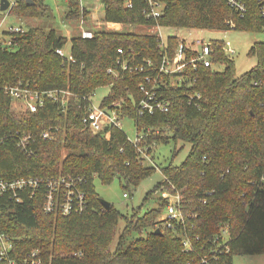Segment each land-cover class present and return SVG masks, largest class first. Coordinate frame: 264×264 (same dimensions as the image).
<instances>
[{
	"label": "trees",
	"instance_id": "16d2710c",
	"mask_svg": "<svg viewBox=\"0 0 264 264\" xmlns=\"http://www.w3.org/2000/svg\"><path fill=\"white\" fill-rule=\"evenodd\" d=\"M32 1V6L21 1L9 15L39 18L49 13L42 0ZM153 1L164 6L162 15L146 21L145 0H131V9L126 8V0H100L104 22L262 32L263 20L256 0H242L246 6L242 18L225 0ZM65 2L66 20L76 21L81 16L85 19L87 12L80 10L79 0ZM11 39V47L0 46L1 86L22 82L42 91L69 90L78 95H91L108 87L102 105L123 100L122 113L133 120L140 139L134 145L115 127L109 129L108 135L83 130V101L71 100L61 108L46 99L36 113L20 115L11 109L10 99L0 94L2 136L16 130L37 135L50 127L57 128L53 141L38 140L37 153L31 158L5 139L0 144V178L79 176L85 180L82 189L87 204L81 214L47 215L42 210L41 189L33 198L1 206L0 228L12 240L10 259L22 264L27 254L38 251L41 264H199L204 255L211 264H232L234 256L264 254V189L258 185L264 176V42L254 43L248 51L256 65L237 75L232 55L223 51L225 42L210 40L211 67L199 66L196 71L190 68L188 87L184 83L182 87L170 85L166 79L161 95L170 101L168 111L138 118L135 105L143 96L137 88L142 75L120 80L107 74L109 68L119 70L117 49L133 50L137 65L149 59L159 66L163 56H174L180 42L177 37L167 38V48L161 50L151 35L95 31L90 40L78 35L71 39L74 62L63 61L56 54L68 40L55 30L32 27ZM187 55L194 53L187 51ZM219 65L224 67L222 71L215 69ZM173 81L176 83V78ZM197 93L201 98L195 101L196 107L195 102L188 103V96ZM178 142L190 146L180 166H142L144 157L139 149L153 156L158 146L172 143L173 159L179 152ZM61 148L66 151L62 161ZM154 168H160L164 178L155 190L164 186L170 194L179 195L177 208L182 221L157 218L167 203L161 213L152 209L142 215L134 211L131 216L112 206L102 207L95 179L107 186L117 178L128 189L136 187ZM121 220L124 225L118 231ZM157 228L160 234H154ZM147 229L151 231L142 236ZM133 234L138 237L131 239ZM76 252L80 255L73 257ZM211 256L217 260H211Z\"/></svg>",
	"mask_w": 264,
	"mask_h": 264
},
{
	"label": "built area",
	"instance_id": "2783aa9c",
	"mask_svg": "<svg viewBox=\"0 0 264 264\" xmlns=\"http://www.w3.org/2000/svg\"><path fill=\"white\" fill-rule=\"evenodd\" d=\"M8 2V8L4 12L9 15V12L17 7L21 1L24 0H6ZM100 1V0H99ZM227 5L236 12L241 18L246 13V6L242 0H225ZM260 17L263 20L262 32L264 33V0H256ZM81 6H83V0H79ZM147 8L143 10V15L146 21L158 19L163 12L164 6L157 1L145 0ZM126 8L131 9V0H126ZM2 13V12H1ZM80 26V37L85 40L93 38L95 31L91 29H84ZM3 24V19L0 22V26ZM107 25L115 26L120 24L107 23ZM233 29V24H230ZM142 27L148 28L150 31H154L156 41L159 43V48L165 50L167 48L166 40H163L160 33L161 27L159 25H144ZM25 30L20 26L8 27L6 35L8 40L6 42L0 40L1 48H7L12 46L11 36L14 34L23 33ZM210 41L203 39H197L191 43H186L185 40H180L175 54L172 58L167 55L163 56L161 62L158 65L153 64L151 60H143L141 64H136V57L133 50L127 52L122 48L117 49L116 66L119 70L109 68L107 74L114 76L116 79L123 80L127 76L135 74L142 75V81L137 85L138 90L143 94L141 100L135 105L136 114L138 118L144 115H153L156 112L166 113L170 106V101L161 95V92L167 86L166 79H169L170 85H176L182 87L184 83L187 87L191 86V80L189 78L188 70L191 68L196 71L199 66L209 68L211 67L210 56ZM187 51L193 52L194 56L189 57ZM223 51L230 55H234L235 51L231 48L230 43L226 42L223 46ZM56 54L63 59V61H72L71 55H65L63 49H57ZM173 78H176L174 83ZM169 85V86H170ZM254 85H258L255 83ZM0 94L10 99V106L17 111V114L25 115L28 113L34 114L40 108L44 106L45 100H50L56 103L58 106L66 107L69 101H83L86 103L85 112L80 118V124L83 130L88 131L92 135H108L109 129L115 127L123 131L122 121L128 120L133 123L132 119L125 116L122 113L124 101L119 100L107 105H102V102L98 106H94L92 103V96L94 95H78L70 92L69 90H48L42 91L37 88H32L29 84L18 82L15 85L3 84L0 85ZM200 94H194L188 96V103L200 100ZM13 103L17 104L20 108H16ZM197 107V103L194 104ZM264 108V102L261 103ZM65 112V110L63 109ZM134 126V124H133ZM135 129V127H134ZM57 128L50 127L48 130L42 131L39 134L26 132L22 130H16L15 132L2 136L0 134V144L5 139H10L16 149L22 153L26 158L34 157L37 153L35 146L39 141H53L56 137ZM124 132V131H123ZM134 140H129L135 145L139 142L140 136L136 132ZM142 137V136H141ZM85 183L84 178L79 176H56L42 178H15V179H1L0 178V214L1 206H8L9 203H21L24 199L33 198L38 195L40 190L43 191V204L42 210L45 214L70 216L83 213L86 208L85 192L82 189V185ZM259 186L264 189V176L258 182ZM127 194H123L124 198H127ZM178 198L169 203L166 206L167 216L165 219H174L182 221L180 212L178 211ZM225 235V233H223ZM184 246L188 247V243H184ZM12 250V240L8 235L0 228V262L1 264H18L14 260L10 259ZM80 253L76 252L73 257L79 256ZM211 260H217V257H210ZM22 264H41L38 251H32L27 254ZM199 264H211L208 256L204 255Z\"/></svg>",
	"mask_w": 264,
	"mask_h": 264
},
{
	"label": "rangeland",
	"instance_id": "374dc122",
	"mask_svg": "<svg viewBox=\"0 0 264 264\" xmlns=\"http://www.w3.org/2000/svg\"><path fill=\"white\" fill-rule=\"evenodd\" d=\"M49 7V13L46 16L39 18H16L0 12V22L3 19V24L0 26V40L6 42L8 35H6L8 27L20 26L23 30H27L32 27H40L44 30H55V32L65 37L68 43L64 47V54L67 56L71 50V39L80 34L81 21L84 29H91L94 31H117L125 34H143L153 35L154 31H150L148 28L142 26H128V25H107L104 22V5L99 0H83V6H80V10L87 12L85 19L81 16L79 20L68 21L65 19L66 2L65 0H42ZM161 27V26H160ZM163 40L169 37H177L179 40H185L186 43H191L197 39H203L205 41H222L228 42L231 48L235 51L231 59L234 61L235 71L237 75H241L256 65V59L253 56H248V51L254 43L264 42L263 32H246V31H206L197 29H185V28H173V27H161L160 31ZM223 66H216L218 71L223 70ZM109 88H99L94 92L92 96V103L94 106H98L102 99L108 94ZM13 105L19 110V106L15 103ZM11 109L17 113L12 107ZM123 131L130 140H134L136 137L133 123L128 120L122 121ZM173 144L160 145L153 152V156H148L139 149L144 159L142 162L143 167H155L154 164L166 165L172 164V166H180L181 163L187 157L190 146L178 142L176 144V150L179 151L177 155L172 159L171 152L173 150ZM183 147V148H182ZM182 148V149H181ZM66 151L61 148L59 160L65 159ZM147 156V158H145ZM152 157V159H151ZM241 177V174H238ZM164 182V178L161 174L160 168H154L152 173L139 182L136 187L130 186L128 189H124L116 178L110 185H102L98 179L94 180L95 192L100 199L111 204L113 208L119 211L123 215L131 216L134 211H138L140 215L145 212L157 209L160 212L161 207L164 204L173 203L179 195L177 193L170 194L164 186H157ZM165 188V190H164ZM172 189V188H171ZM151 193V194H150ZM123 194H127V198L123 197ZM148 198L146 199V197ZM206 202H203L205 204ZM247 206V205H246ZM246 206L244 212L246 211ZM241 210V212H243ZM167 216L165 210L157 218L164 220ZM124 221H119L118 231L122 229ZM163 225L160 224V227ZM150 229L143 231L142 236L150 232ZM226 236V235H225ZM138 237L133 234L131 239ZM228 237V236H227ZM117 238L113 239L111 249L115 248ZM232 264H264V254L254 256H234Z\"/></svg>",
	"mask_w": 264,
	"mask_h": 264
},
{
	"label": "water",
	"instance_id": "95a60500",
	"mask_svg": "<svg viewBox=\"0 0 264 264\" xmlns=\"http://www.w3.org/2000/svg\"><path fill=\"white\" fill-rule=\"evenodd\" d=\"M25 3L27 6H32L34 5V2L32 0H25ZM8 8V2L6 0H0V12H5ZM100 204L104 209H109L111 207V204L104 201L103 199H99ZM160 229H156L154 231V234H160Z\"/></svg>",
	"mask_w": 264,
	"mask_h": 264
}]
</instances>
